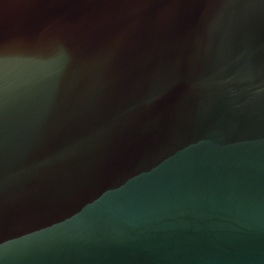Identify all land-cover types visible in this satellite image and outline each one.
I'll list each match as a JSON object with an SVG mask.
<instances>
[{"label": "water", "instance_id": "water-1", "mask_svg": "<svg viewBox=\"0 0 264 264\" xmlns=\"http://www.w3.org/2000/svg\"><path fill=\"white\" fill-rule=\"evenodd\" d=\"M0 264H264V0H0Z\"/></svg>", "mask_w": 264, "mask_h": 264}]
</instances>
